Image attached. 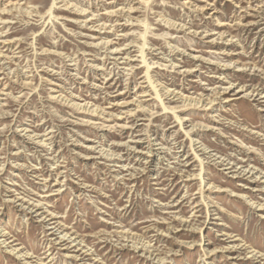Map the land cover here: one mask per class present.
Here are the masks:
<instances>
[{
	"label": "rangeland",
	"instance_id": "obj_1",
	"mask_svg": "<svg viewBox=\"0 0 264 264\" xmlns=\"http://www.w3.org/2000/svg\"><path fill=\"white\" fill-rule=\"evenodd\" d=\"M0 12V264H264V0Z\"/></svg>",
	"mask_w": 264,
	"mask_h": 264
},
{
	"label": "bare ground",
	"instance_id": "obj_2",
	"mask_svg": "<svg viewBox=\"0 0 264 264\" xmlns=\"http://www.w3.org/2000/svg\"><path fill=\"white\" fill-rule=\"evenodd\" d=\"M1 13V12H0ZM231 89V88H230ZM224 91H227V90H224ZM220 92V91H219ZM229 93V92H228ZM234 95V94H233ZM61 96V95H60ZM252 96H254V93L252 94ZM261 98H264V96H261ZM188 100V99H187ZM191 100V99H190ZM66 101V100H65ZM72 101L73 100H70V101H68L69 102V104L70 103H72ZM214 101V100H213ZM212 101V102H213ZM67 102V103H68ZM202 102V100H200V101H197V103H201ZM196 103V104H197ZM203 103V102H202ZM90 103H88V104H86V106H82L81 104H79V103H76V102H73L71 105V107H77V109H79V110H85L86 109V111L84 112V111H82L83 113H86L87 115H86V117H88V122L90 123H93V124H95V121H93L94 120V117L97 115V112H98V110L100 109L99 107H95V108H93L92 109V107L93 106H91V107H89L88 105H89ZM101 111V110H100ZM130 115H133L132 113L130 114ZM225 161V160H224ZM40 203V202H39ZM41 205V203L40 204H37L36 206L37 207H39ZM259 205V204H258ZM34 207V206H33ZM41 207V206H40ZM263 207V206H262ZM35 208V207H34ZM261 209V208H260ZM35 210V209H34ZM55 218V217H54ZM53 223H55V222H53ZM56 228V227H55ZM67 235V234H66ZM70 238V237H69ZM73 241V240H72ZM142 248V247H141ZM8 252L9 253H14L15 255H17L20 259H22V260H26L27 258H29L30 256L29 255H27V254H24L23 252H21V250H18L17 248H11V250H8ZM25 264H32V262L31 261H26V263Z\"/></svg>",
	"mask_w": 264,
	"mask_h": 264
}]
</instances>
